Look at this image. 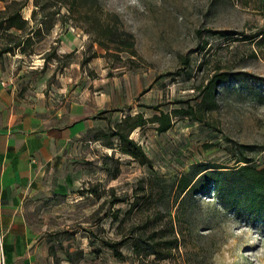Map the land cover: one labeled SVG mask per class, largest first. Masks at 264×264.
I'll list each match as a JSON object with an SVG mask.
<instances>
[{
  "label": "rangeland",
  "instance_id": "rangeland-1",
  "mask_svg": "<svg viewBox=\"0 0 264 264\" xmlns=\"http://www.w3.org/2000/svg\"><path fill=\"white\" fill-rule=\"evenodd\" d=\"M26 2L39 29L26 52L0 56V85L65 138L21 224L0 226V264H264V219L221 204L209 176L178 186L194 163L264 166V0ZM105 25L130 32L136 52L109 53L95 40ZM20 33L1 28L0 44ZM221 72L215 104L203 103L199 86ZM139 111L148 121L130 137L146 163L114 135ZM160 111L173 117L165 131L151 119ZM16 236L25 255L9 252Z\"/></svg>",
  "mask_w": 264,
  "mask_h": 264
},
{
  "label": "trees",
  "instance_id": "trees-1",
  "mask_svg": "<svg viewBox=\"0 0 264 264\" xmlns=\"http://www.w3.org/2000/svg\"><path fill=\"white\" fill-rule=\"evenodd\" d=\"M26 4V0H11V2H7L6 5L0 9V29L7 30L14 27L22 31L20 35L16 36L19 39L14 43L0 44V56L6 52H14L16 49L26 52V48L24 46L20 47V45L23 40L24 42L30 43L33 35L37 33L39 27L35 28L33 24H30L29 18L23 16L21 12ZM36 12L37 11L33 9L31 17L34 18ZM100 33L102 38H95V40L105 47L109 53L114 49L116 51L123 50L124 47L131 53L136 52L133 35L130 32L114 30L111 26L105 25ZM262 33H264V29ZM32 51L33 50L30 52ZM227 77L228 75L225 72L216 73L207 84L199 86V97H201L203 103L210 101L215 104L216 87ZM151 119L158 122V131L167 130L171 127L173 121L172 115L164 111L155 113ZM147 121L148 119L141 111L134 114L128 113L122 118L117 126V130L114 132V135H116L119 140L120 149L137 158L139 157L142 163L149 161V158L133 138L130 137V133L136 127L146 124ZM123 123L128 124V130H121L120 126ZM248 161L249 160H245L246 163L244 164H237L230 167L227 165H210L201 168L206 162L194 163L192 164V169H194L192 171L193 176H191L192 172L184 173L179 179L178 186L182 190H189L196 187L197 179L209 176L221 204L228 206L239 216L244 215L252 219H264V166L258 168L255 165L249 164ZM226 167L228 168L226 169ZM197 175L198 177L194 181ZM243 201L245 202L243 203ZM173 238L176 239L177 237L174 236ZM127 241L129 240L120 242V245ZM131 243L133 248L137 252H140L141 242L138 239H134ZM110 246L112 249H117L116 245L113 243L110 244ZM146 247H149L154 253H157L159 257H166L165 254H161V251L153 244H148Z\"/></svg>",
  "mask_w": 264,
  "mask_h": 264
},
{
  "label": "crops",
  "instance_id": "crops-1",
  "mask_svg": "<svg viewBox=\"0 0 264 264\" xmlns=\"http://www.w3.org/2000/svg\"><path fill=\"white\" fill-rule=\"evenodd\" d=\"M40 120L25 107L16 106L0 85V226L21 224L15 218L27 194L40 187L56 168L64 132L59 127L40 129ZM9 252L20 256L17 236L8 240ZM21 241H19V244ZM15 249L12 250L11 248Z\"/></svg>",
  "mask_w": 264,
  "mask_h": 264
},
{
  "label": "built area",
  "instance_id": "built-area-1",
  "mask_svg": "<svg viewBox=\"0 0 264 264\" xmlns=\"http://www.w3.org/2000/svg\"><path fill=\"white\" fill-rule=\"evenodd\" d=\"M0 237H2V234H1V232H0ZM3 244H2V240H1V246H2Z\"/></svg>",
  "mask_w": 264,
  "mask_h": 264
}]
</instances>
